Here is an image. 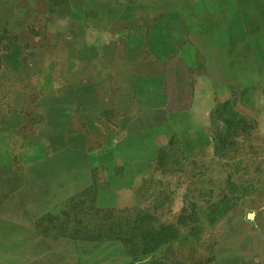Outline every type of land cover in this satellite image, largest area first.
I'll list each match as a JSON object with an SVG mask.
<instances>
[{"label": "rangeland", "instance_id": "1", "mask_svg": "<svg viewBox=\"0 0 264 264\" xmlns=\"http://www.w3.org/2000/svg\"><path fill=\"white\" fill-rule=\"evenodd\" d=\"M150 8L135 22L151 58L195 61L165 67L176 75L175 94L156 99L170 104L168 129L125 148L127 169L94 168L117 150L93 139L69 96L92 67L40 36L5 61L14 39L0 38V264H235L246 251L242 226L264 219V0ZM67 20L56 31L75 27ZM160 225L181 237L128 250Z\"/></svg>", "mask_w": 264, "mask_h": 264}, {"label": "crops", "instance_id": "2", "mask_svg": "<svg viewBox=\"0 0 264 264\" xmlns=\"http://www.w3.org/2000/svg\"><path fill=\"white\" fill-rule=\"evenodd\" d=\"M4 1V5H0V9L3 8L0 10V38L14 39L9 44L13 52L5 56V61H22L21 50L39 42L40 36L47 44L44 48L55 50L56 44H60L57 49L67 50L69 61L77 60L92 67V74L85 77L83 71L80 72L79 89L69 96L75 99L78 112L87 115V127L94 126L93 139H100L104 147L117 150L116 155L102 161L101 166L98 161L95 169H127L129 157L125 148L129 151L128 147L141 144L151 134L156 139L162 138V129H168L171 111L167 106L170 104L163 101L160 105L156 99L166 98L169 93L174 95L168 92L174 90L169 83L176 80V75L168 73L165 67L169 62L188 67L195 59L183 58L181 51L179 58L166 61L163 56L154 61L150 56V31L136 24L135 19L151 17L155 12L150 8L152 4L162 6L165 15L168 3L175 5L184 0ZM55 18H66L68 22L77 19L73 20L76 25L73 29L56 31ZM155 63H160L164 69L150 72L149 67ZM178 78L180 80L181 76ZM194 81L198 83V77ZM151 98H155L153 103ZM261 210H264V203ZM245 225L243 229L249 232L245 239L246 251L240 253L234 263L264 264L262 215L253 224Z\"/></svg>", "mask_w": 264, "mask_h": 264}, {"label": "trees", "instance_id": "3", "mask_svg": "<svg viewBox=\"0 0 264 264\" xmlns=\"http://www.w3.org/2000/svg\"><path fill=\"white\" fill-rule=\"evenodd\" d=\"M164 229H166L167 232H165ZM180 237V231L175 225H170L168 228H164L161 225L157 227L149 226L144 227L135 234L131 235L129 239L135 241H130L127 246L128 250L131 251L138 246H148L149 241L153 240L155 241V247L161 243H167L169 245L170 243L177 241Z\"/></svg>", "mask_w": 264, "mask_h": 264}, {"label": "water", "instance_id": "4", "mask_svg": "<svg viewBox=\"0 0 264 264\" xmlns=\"http://www.w3.org/2000/svg\"><path fill=\"white\" fill-rule=\"evenodd\" d=\"M247 217H248V218H252V215H251V214H249Z\"/></svg>", "mask_w": 264, "mask_h": 264}]
</instances>
